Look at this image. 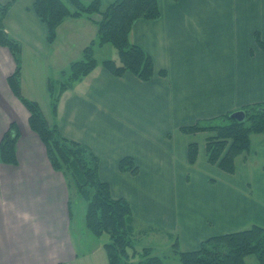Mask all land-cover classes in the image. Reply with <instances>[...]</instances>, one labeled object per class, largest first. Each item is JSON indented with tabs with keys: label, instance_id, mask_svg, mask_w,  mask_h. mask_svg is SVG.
Masks as SVG:
<instances>
[{
	"label": "crops",
	"instance_id": "1",
	"mask_svg": "<svg viewBox=\"0 0 264 264\" xmlns=\"http://www.w3.org/2000/svg\"><path fill=\"white\" fill-rule=\"evenodd\" d=\"M99 1L105 9L116 0ZM12 2L5 26L22 45V95L98 157L112 195L130 202L137 246L177 243L194 252L207 239L264 228V134L251 136L249 152L226 173L208 160L210 132L186 131L264 103V0H158L160 18L140 19L130 35L154 61V78H118L100 65L62 95L57 115L49 83L82 59L97 39L100 17L66 20L51 43L35 0H0ZM106 46H95L99 62L118 58ZM16 69L0 45V144L12 125L19 135L18 165L0 162V264H76L88 255L83 247L80 255L73 233L68 180L53 168L30 112L11 90L8 78ZM193 143L199 156L191 165ZM125 157L135 159L138 174L120 170ZM104 244L93 253L106 250Z\"/></svg>",
	"mask_w": 264,
	"mask_h": 264
},
{
	"label": "trees",
	"instance_id": "2",
	"mask_svg": "<svg viewBox=\"0 0 264 264\" xmlns=\"http://www.w3.org/2000/svg\"><path fill=\"white\" fill-rule=\"evenodd\" d=\"M12 4H0V45L10 50L17 67L8 78L11 90L30 112L29 124L47 146L53 168L64 174L70 191L74 189L88 202V229L98 237L104 233L110 236L104 244L110 264H165L163 257L154 254L152 246L138 249L130 202L112 195L110 184L100 178L98 157L89 147L61 134L58 124L48 123L39 104L22 95V45L10 36L5 26ZM34 8L49 31L48 41L51 43L57 39L58 28L66 20L85 16L94 21L95 16L100 17L96 22L99 29L97 39L84 49L82 59L73 61L68 72L62 71L61 79H51L49 83L54 115L58 114L62 95L74 83L90 76L100 65L118 78L128 73L135 74L142 81L154 78V61L145 50L131 42L130 35L133 25L140 19L152 21L160 18L158 0H116L105 9L99 0L88 4L71 0L70 6L62 0H35ZM107 44L117 51L118 58L99 62L95 46ZM241 111L246 115L244 121L234 119L232 112L186 128L189 132H210L208 160L219 165L226 173H234L235 160L249 152L251 136L264 134V103L248 105ZM18 139L16 127L12 125L0 144V162L18 165L15 148ZM189 152V163L194 165L199 156L198 145L193 143ZM119 166L122 172L132 175L139 173V166L132 157L123 158ZM71 200L72 193L69 203ZM178 246L174 244L172 253L179 257L180 264H248L247 260L251 257H255L258 264H264V228L259 226L207 239L194 252H182ZM132 250L136 252L133 255L130 254ZM134 256H138L139 260L133 261Z\"/></svg>",
	"mask_w": 264,
	"mask_h": 264
},
{
	"label": "rangeland",
	"instance_id": "3",
	"mask_svg": "<svg viewBox=\"0 0 264 264\" xmlns=\"http://www.w3.org/2000/svg\"><path fill=\"white\" fill-rule=\"evenodd\" d=\"M100 52L101 54L102 52L106 54L107 46ZM98 59H101V55H99ZM71 191H72L71 192L72 193L71 203L73 206V214H74V219H73V224H72L73 233L76 235V237L80 241L79 243L80 255L83 254L82 247L86 248V253L88 255L86 258H83V256H81V258L83 259L80 258V261L76 262V264H109V259L107 258L106 250H102L97 253H93V252L96 251L94 247L97 245V243H100L102 245L103 242H108L110 239V236L104 233L103 236L96 237L92 233L89 232L87 225H86V215H87L86 209H87L88 202L82 199L79 193H77V191H75L74 189H72ZM153 240H151L150 242H152ZM153 245H155L154 254L158 255L159 257H163L165 264H180L179 257L172 253L173 247L170 248L166 242H163V243L158 242ZM142 248L143 247L141 246L138 247L139 250H141ZM134 253L136 252L135 251L133 252V250L130 251L131 255H133ZM137 254H140V252H138ZM137 257L138 256L132 257V260L133 261L139 260V258ZM247 261H248V264H258L255 257L254 258L251 257Z\"/></svg>",
	"mask_w": 264,
	"mask_h": 264
},
{
	"label": "water",
	"instance_id": "4",
	"mask_svg": "<svg viewBox=\"0 0 264 264\" xmlns=\"http://www.w3.org/2000/svg\"><path fill=\"white\" fill-rule=\"evenodd\" d=\"M232 117L236 120L238 119L240 121H244L246 118V115L244 111H236L235 113L232 114Z\"/></svg>",
	"mask_w": 264,
	"mask_h": 264
}]
</instances>
